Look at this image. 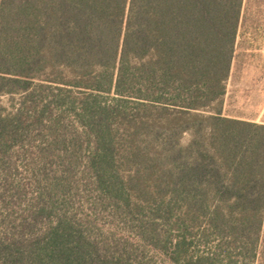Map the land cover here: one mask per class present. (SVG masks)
Masks as SVG:
<instances>
[{"label":"trees","instance_id":"obj_1","mask_svg":"<svg viewBox=\"0 0 264 264\" xmlns=\"http://www.w3.org/2000/svg\"><path fill=\"white\" fill-rule=\"evenodd\" d=\"M262 1L0 0V264H264V124L221 104Z\"/></svg>","mask_w":264,"mask_h":264},{"label":"rangeland","instance_id":"obj_2","mask_svg":"<svg viewBox=\"0 0 264 264\" xmlns=\"http://www.w3.org/2000/svg\"><path fill=\"white\" fill-rule=\"evenodd\" d=\"M0 100L4 106L9 103L8 97ZM221 104L226 117L264 124V1L245 8L231 76ZM191 140L192 133L186 132L180 143L186 147ZM261 251L264 252V229ZM262 262L260 259L257 264Z\"/></svg>","mask_w":264,"mask_h":264}]
</instances>
